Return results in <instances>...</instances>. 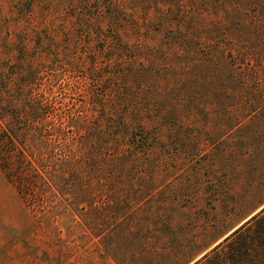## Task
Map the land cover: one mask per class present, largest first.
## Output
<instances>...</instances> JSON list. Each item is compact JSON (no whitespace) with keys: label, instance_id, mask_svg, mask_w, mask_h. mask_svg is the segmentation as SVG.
<instances>
[{"label":"rangeland","instance_id":"rangeland-1","mask_svg":"<svg viewBox=\"0 0 264 264\" xmlns=\"http://www.w3.org/2000/svg\"><path fill=\"white\" fill-rule=\"evenodd\" d=\"M241 1L0 0V127L37 96L96 196L34 206L0 167V264H188L264 207V30L222 36ZM95 139L119 147L91 175Z\"/></svg>","mask_w":264,"mask_h":264},{"label":"trees","instance_id":"trees-1","mask_svg":"<svg viewBox=\"0 0 264 264\" xmlns=\"http://www.w3.org/2000/svg\"><path fill=\"white\" fill-rule=\"evenodd\" d=\"M242 4H248L252 10L250 13L242 12L230 16L233 21L222 36L235 34L232 29L234 22L239 26L242 23L246 24L250 30L249 33L240 29L237 32L241 31L242 36L247 39L252 36L251 30H254L255 33L264 30V0H242L239 5ZM218 56L222 61L221 74H219L221 83V79L222 82L229 79V73L225 72V69L228 72L229 69L224 63V54L219 52ZM209 70L211 69L209 68ZM29 100L34 104L26 111L15 110L12 115L19 122L24 120L22 125L17 127L13 124L5 128L0 127V167L4 175L17 188L25 202L34 206H42L55 200V202L63 200L74 210L85 209L83 213H78V216L89 218L88 213L90 212H88L87 206L96 199L90 189L93 182L89 181L88 185L78 174L80 170L77 161L62 155V153H67V141L61 143L58 139H51L53 133L48 128L49 114L42 110L41 103H37V96L31 94ZM25 119L28 120L25 122ZM61 128L57 127L59 131ZM21 137H24L25 141L19 140L21 153L16 158L14 152L17 145L14 139ZM143 139L146 137L142 133H132L129 137V144L135 148ZM93 142L98 146V149L94 150L95 148H93L91 151V175L93 171L105 168L107 158L117 157L115 150L119 147L117 143L109 140L95 139ZM108 147H110L111 153L103 154L101 150L109 149ZM99 155L102 165L97 159ZM122 166L124 167L119 163L113 165L116 171L120 170ZM98 184L100 189L103 184ZM188 264H264V207L199 259Z\"/></svg>","mask_w":264,"mask_h":264}]
</instances>
